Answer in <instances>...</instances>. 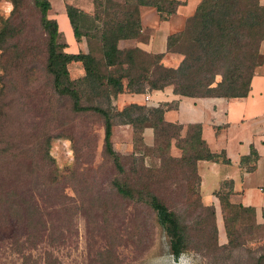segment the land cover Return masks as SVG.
<instances>
[{"label": "rangeland", "instance_id": "1", "mask_svg": "<svg viewBox=\"0 0 264 264\" xmlns=\"http://www.w3.org/2000/svg\"><path fill=\"white\" fill-rule=\"evenodd\" d=\"M12 7L0 0V19ZM12 25L19 33L0 49V264H264V224L241 211L229 221L233 243L227 235L220 243L217 228L212 239L206 212L184 201L188 196L195 203V194H186L185 178L192 182V175L171 163L160 168L151 150L140 156L128 124L112 126L124 168L119 172L103 149L102 115L74 111L69 96L53 89L47 37L33 0H20ZM80 41L88 51L90 42ZM96 45L91 42L99 57ZM81 66L68 64L71 79L80 77ZM96 101L88 89L82 93L83 105ZM47 137L52 160L42 155ZM149 174L152 188L191 234L189 248L176 257L153 212L110 184L117 178L140 186ZM199 218L207 223L193 225Z\"/></svg>", "mask_w": 264, "mask_h": 264}, {"label": "trees", "instance_id": "2", "mask_svg": "<svg viewBox=\"0 0 264 264\" xmlns=\"http://www.w3.org/2000/svg\"><path fill=\"white\" fill-rule=\"evenodd\" d=\"M13 7L9 16L0 19V49L6 42L19 33L12 25L13 14L20 8V0H10ZM179 0H93V14L66 4L65 11L76 41L84 36L90 47L86 52H67L62 31L55 19L48 16L49 0H33L39 12V23L44 30L46 42V71L51 75L52 87L59 95L71 99L74 111L97 112L103 117V149L119 172L124 170L120 162L121 155L112 146V126L128 124L133 132V142L140 149L139 155L146 151L159 158L160 168H170L171 164L185 167L191 174L185 178L186 194H195V203L184 198L186 207H196L206 212L208 226L214 233L216 224L214 207L203 205L199 194V176L196 162L199 159L228 161L223 154L212 153L201 137V125L190 123L185 126L163 119L165 108L171 106L162 103L147 106L128 103L116 108L111 98L121 92H144L146 89H163L170 85L179 95L203 97H241L250 87V80L257 65L264 62V54L259 50L264 39V4L258 0H200L181 30L166 37V50L181 55L176 66H167L161 62L163 53H149L137 46L119 47L120 39L141 36V23L138 5L153 6L160 19H167L180 3ZM97 43L100 56L94 52L91 42ZM79 62L84 74L78 78L69 77L68 64ZM89 92L97 99L95 104L83 105L82 93ZM91 99V98H90ZM105 103V105H104ZM153 129V144L143 141L144 128ZM180 150L179 156L170 154V146ZM49 138L44 142L43 158L52 160L48 154ZM255 157L252 150L250 156ZM147 171H150L147 168ZM152 174H149L140 186L114 178L111 186L123 198L133 199L150 209L168 237L170 253L175 257L189 248L192 242L188 225L179 214L171 209L166 200L152 188ZM228 182H223L215 191L220 201L222 219L228 242L233 243L230 220L240 218L241 211L253 218V208L228 199ZM232 209L227 215L226 210ZM195 216V214H194ZM207 222L202 218L194 220L193 225ZM193 227V226H192ZM197 227V226H196ZM200 234L202 229L195 228ZM199 241L201 235L198 236ZM206 244V241L204 242ZM216 245V242H214ZM216 247V246H215Z\"/></svg>", "mask_w": 264, "mask_h": 264}, {"label": "crops", "instance_id": "3", "mask_svg": "<svg viewBox=\"0 0 264 264\" xmlns=\"http://www.w3.org/2000/svg\"><path fill=\"white\" fill-rule=\"evenodd\" d=\"M48 16L58 23L67 47L71 53L86 48L85 43L76 41L73 30L65 11V5H72L81 11L92 15L93 0H49ZM122 1V0H117ZM181 1L167 19H160L153 6L138 5L136 7L141 23L142 34L138 38L120 39L119 47L137 46L149 53H163L161 62L167 66H176L181 55L166 50L168 34L181 30L186 19L193 14L200 0ZM264 4V0H258ZM82 46V47H81ZM74 48H77L74 51ZM259 50L264 54V39ZM79 62H73L78 64ZM84 74L82 66L77 76ZM148 93L149 101L144 100ZM112 104L120 109L128 103H139L147 106H158L169 103L165 108L163 119L185 126L190 123L201 125V137L212 153L223 154L228 161L199 159L196 169L199 176V194L203 205L214 207L215 224L220 243L226 242V234L222 219L220 201L215 194L223 182L229 189L228 199L253 208V218L256 223L264 224V62L257 65L250 80V87L245 96L192 97L173 92L172 86L163 89H146L144 92H121L111 98ZM143 141L146 145L153 144V129L144 128ZM241 160V157L250 156ZM170 154L179 156L180 150L172 144Z\"/></svg>", "mask_w": 264, "mask_h": 264}, {"label": "built area", "instance_id": "4", "mask_svg": "<svg viewBox=\"0 0 264 264\" xmlns=\"http://www.w3.org/2000/svg\"><path fill=\"white\" fill-rule=\"evenodd\" d=\"M144 100H145V101H149V95H148V93H145V94H144Z\"/></svg>", "mask_w": 264, "mask_h": 264}]
</instances>
